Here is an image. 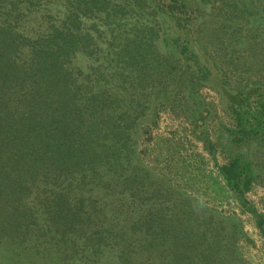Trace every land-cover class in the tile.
Wrapping results in <instances>:
<instances>
[{
  "label": "trees",
  "instance_id": "trees-1",
  "mask_svg": "<svg viewBox=\"0 0 264 264\" xmlns=\"http://www.w3.org/2000/svg\"><path fill=\"white\" fill-rule=\"evenodd\" d=\"M44 1L0 0V236L20 241L10 231L19 223L26 240L42 238L50 249L65 251L69 239L82 238L101 252L120 241L125 260L136 251L129 229L107 220L105 209L115 193L137 200L139 192L159 191L134 144L155 89L185 83L180 60L161 52L159 41L162 12L173 17L186 3ZM237 1L227 3L230 13L236 5L248 19ZM37 14L44 30L23 33L20 23ZM254 34L261 39L264 30L255 26ZM261 54L251 62L263 64ZM77 55L88 60L85 68ZM224 169L233 189L240 176L248 181L238 158ZM179 200V210L146 219L151 227L143 243L140 237L144 261L137 264H246L219 220L201 223L189 200Z\"/></svg>",
  "mask_w": 264,
  "mask_h": 264
},
{
  "label": "rangeland",
  "instance_id": "rangeland-1",
  "mask_svg": "<svg viewBox=\"0 0 264 264\" xmlns=\"http://www.w3.org/2000/svg\"><path fill=\"white\" fill-rule=\"evenodd\" d=\"M184 1L173 17L162 12L159 48L180 60L185 83L155 89L137 124L134 144V154L152 173L159 191L139 192L137 200L115 193L105 209L107 220L129 229L127 237L136 251L120 259L119 238L118 245L112 241L101 252L82 238L69 239L65 251L54 245L50 249L42 238L26 240L25 228L17 223L10 231L21 242L0 236V264H129L130 255V264L140 263L144 257L137 245L151 227L146 219L168 216L178 209L174 201L184 198L199 222H221L220 229L232 237L246 264H264V109L259 101L264 95V59L263 64L251 62L258 53L264 56V34H258L261 39L254 34L255 26L264 30V0L237 1L246 6L248 19L238 16L236 5L230 13L231 0ZM25 20L19 28L29 36L46 27L40 14ZM87 62L77 55L76 64L85 68ZM234 158L248 174V181L240 176L237 189L228 183L224 169ZM93 202L85 201L86 209Z\"/></svg>",
  "mask_w": 264,
  "mask_h": 264
}]
</instances>
